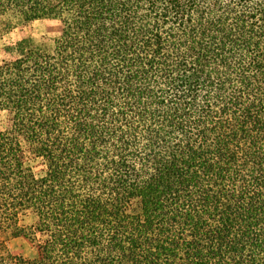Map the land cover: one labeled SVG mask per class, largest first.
<instances>
[{"label": "trees", "instance_id": "16d2710c", "mask_svg": "<svg viewBox=\"0 0 264 264\" xmlns=\"http://www.w3.org/2000/svg\"><path fill=\"white\" fill-rule=\"evenodd\" d=\"M16 29L0 264H264V0H0Z\"/></svg>", "mask_w": 264, "mask_h": 264}, {"label": "rangeland", "instance_id": "374dc122", "mask_svg": "<svg viewBox=\"0 0 264 264\" xmlns=\"http://www.w3.org/2000/svg\"><path fill=\"white\" fill-rule=\"evenodd\" d=\"M24 32L31 38L36 39L39 42H48L54 38L58 32L59 27L57 23L50 21H35L23 27ZM20 29H16L10 34L0 38V48L6 45H11L20 40ZM2 57L0 55V63ZM9 126V113L0 112V131L5 130ZM33 168L37 173H41V165L38 162L32 163ZM34 218L31 214H26L22 217L21 223L29 225L33 222ZM11 247L16 252H22L25 257L31 260L37 256V250L30 241L25 238H19L11 242Z\"/></svg>", "mask_w": 264, "mask_h": 264}]
</instances>
